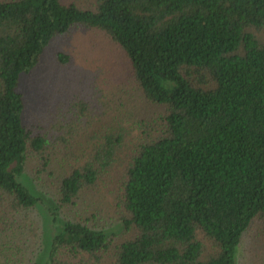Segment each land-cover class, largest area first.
<instances>
[{
    "label": "trees",
    "instance_id": "16d2710c",
    "mask_svg": "<svg viewBox=\"0 0 264 264\" xmlns=\"http://www.w3.org/2000/svg\"><path fill=\"white\" fill-rule=\"evenodd\" d=\"M77 29L106 37L158 114L125 125L135 106L76 101L52 131L26 119L21 76ZM105 188L122 238L96 208ZM254 226L264 234V0H0V264H238Z\"/></svg>",
    "mask_w": 264,
    "mask_h": 264
},
{
    "label": "rangeland",
    "instance_id": "374dc122",
    "mask_svg": "<svg viewBox=\"0 0 264 264\" xmlns=\"http://www.w3.org/2000/svg\"><path fill=\"white\" fill-rule=\"evenodd\" d=\"M7 1V0H3ZM82 7L90 4L81 2ZM66 54L68 63H62L58 56ZM18 91L26 101V119L43 131H52V125L76 119L72 104L86 102L95 111L102 103L123 102L133 107L131 117L125 123L134 125L137 115L155 116L158 110L146 107L139 99L130 79V66L112 44L97 31L77 29L70 38H57L45 50L40 64L29 75H22ZM114 92L115 95H109ZM89 135L81 133L70 147V153L84 157L92 149ZM65 153V152H64ZM40 188V187H38ZM95 198L96 208L102 222L118 237L125 233L119 225L115 195L110 189H102ZM238 264H264V234L258 226L252 227L243 237L237 254Z\"/></svg>",
    "mask_w": 264,
    "mask_h": 264
}]
</instances>
